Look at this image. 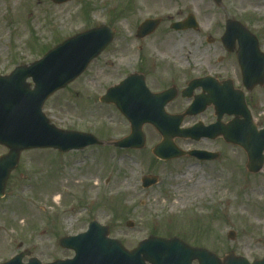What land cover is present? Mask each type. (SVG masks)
I'll return each mask as SVG.
<instances>
[{
  "label": "rangeland",
  "instance_id": "1",
  "mask_svg": "<svg viewBox=\"0 0 264 264\" xmlns=\"http://www.w3.org/2000/svg\"><path fill=\"white\" fill-rule=\"evenodd\" d=\"M165 2L167 5L154 0H70L62 4L0 0V75L34 62L80 32L102 25L114 30V40L44 106L57 127L92 133L111 146L69 152L52 148L22 151L0 198V263L21 252H26L25 263L33 257L43 263L72 258L74 251L59 241L84 231L91 220L108 226L110 236L128 249L153 234L177 236L220 258L231 251L250 262L264 257V166L258 173L249 172L243 148L218 140L222 152L216 162L191 157L160 160L153 148L162 136L149 124L143 127L144 148L112 145L127 136L131 127L113 104L101 102L100 97L127 75L142 66H153L156 75L151 77L169 85L173 77L183 82L210 73L209 66L216 64L227 66L224 76H231L235 85L242 87L235 56L218 43L207 42L208 37L220 38L227 19L238 20L257 34L264 52V17L244 12L234 0L220 4L213 0ZM188 14L196 16L199 29L170 27ZM147 18L162 21L152 34L139 38L138 27ZM183 75L188 77L180 79ZM247 100L258 129H263L264 84L247 91ZM181 103L175 102L170 109ZM194 120L188 117L183 125ZM175 142L184 150L200 146L181 138ZM7 152L8 148L0 145V156ZM189 168L191 176L187 175ZM146 175L157 176L159 182L143 187L142 177ZM182 177L188 182L186 207L172 211L170 204L176 201L175 188ZM95 183L99 185L91 191ZM23 186L28 187L26 193L21 192ZM55 190L63 197L59 203L52 196L46 199ZM31 204L39 214L34 215ZM66 219L71 223H64ZM128 222L133 226H127ZM231 231L233 239L229 238ZM39 236L43 238L41 245H37ZM6 246L13 252L3 256L1 251Z\"/></svg>",
  "mask_w": 264,
  "mask_h": 264
},
{
  "label": "water",
  "instance_id": "2",
  "mask_svg": "<svg viewBox=\"0 0 264 264\" xmlns=\"http://www.w3.org/2000/svg\"><path fill=\"white\" fill-rule=\"evenodd\" d=\"M53 1L63 3L68 0ZM160 23L159 18L146 19L140 25L137 36L143 38L151 34ZM197 27L194 15L172 24V28L176 30ZM113 38L114 30L109 26L96 27L66 39L32 64L17 66L10 74L0 75V144L9 148L8 154L0 157V197L4 195L9 175L17 166L23 150L53 147L65 152L101 144L93 134L56 127L42 109L47 98L76 79ZM234 39H238L240 43L238 60L243 71L244 85L251 90L264 83V54L259 50L257 39L244 26L237 21H229L224 36L228 48L233 49L234 42L231 40ZM29 78L34 82L33 88L31 83L27 82ZM203 82L193 80L189 89L192 90ZM175 95L172 91L150 94L145 87L143 76L133 74L119 85L109 88L101 100L114 103L131 123L130 135L115 145L143 148L146 140L142 128L144 124L150 123L163 137L162 142L153 150L161 159L168 160L183 155L196 156L199 159L214 158L215 156H207L209 153L205 151L185 152L175 144L174 138L198 140L202 137L222 136L226 142L239 145L246 151L247 169L251 173L262 169L264 129L258 130L246 105L244 93L235 90L231 81H225L213 96L197 97L186 112L167 114L164 106L174 99ZM201 103L217 105L219 119L225 113L234 114L235 119L228 124L218 122L206 128L200 125L181 128L184 118L196 114L197 111L193 109ZM156 180L155 177H145L144 186H149ZM108 234L109 229L106 226L92 221L86 232L60 240L63 247L75 251L74 258L46 264H192L195 259L199 260V264H264V259L249 263L246 258L234 253L221 260L214 253L191 247L178 238L150 236L137 248L127 250L120 241L109 238ZM229 237H235L233 231ZM23 256L24 253H20L3 264H24ZM28 264L43 263L31 258Z\"/></svg>",
  "mask_w": 264,
  "mask_h": 264
},
{
  "label": "flooded vegetation",
  "instance_id": "3",
  "mask_svg": "<svg viewBox=\"0 0 264 264\" xmlns=\"http://www.w3.org/2000/svg\"><path fill=\"white\" fill-rule=\"evenodd\" d=\"M219 34L220 32L217 33L216 36L218 37ZM207 42L210 44L218 43L220 46H222L223 50L226 51L225 47L223 46L221 42V38L208 37ZM227 53L233 54L234 56L236 55L233 52H227ZM209 69L211 70L210 73H206V74H202L198 76L200 77V79H205L204 80L205 85L202 87L196 88L195 90L191 92L187 91L189 94H191L190 98L183 96V93L187 89L189 82L195 77L184 79L183 82H177L175 77H173V80L169 85H162L159 83L157 76H154L153 78L151 77V75L152 76L156 75L155 73L156 70L153 66H146V67L142 66V68H140L138 72L144 75L146 85L152 93L162 92V91H165L171 88L174 89L176 93V97L171 103H169L166 106V110L172 113H182L191 106V104L194 102L195 96L202 95L203 97H209L211 93L215 92V89L216 90L218 89L219 87L218 85L222 86L223 80L230 79V78L232 79L231 76H224L226 74H223L225 70H228L227 66L220 67L216 64H213L209 66ZM186 77L188 76L183 75V76H180V79H183ZM178 101L182 102L181 106H177L172 111V109H170V106H172L175 102L178 103ZM198 108H200L199 109L200 111H199V114L194 117L196 118V120H194L192 123L187 122L188 124L186 126L190 127V126L195 125L196 123H200L202 127H210L211 125H214L215 123H218V122L228 123L231 119L234 118L233 116L223 115V117L219 119L218 112H217V105H215L214 103H203L202 105L200 104ZM218 140H221V142H224L222 137H217L216 139L203 138L200 141H192V140L191 141L200 143V146L193 147V148L209 151L211 155H215V154L221 155L222 150L220 148ZM203 142L205 143L204 145H203ZM193 148H190V149H193ZM216 161L218 160H211V162H216Z\"/></svg>",
  "mask_w": 264,
  "mask_h": 264
},
{
  "label": "bare ground",
  "instance_id": "4",
  "mask_svg": "<svg viewBox=\"0 0 264 264\" xmlns=\"http://www.w3.org/2000/svg\"><path fill=\"white\" fill-rule=\"evenodd\" d=\"M154 1L158 2V3H162L163 5L164 4L167 5V2H165V0H154ZM234 1L237 3L238 7H240L244 12H252V13L258 14L261 17H264V0H234ZM152 137H154L153 133H152ZM191 173H192V168H189L187 171V175L191 176ZM222 174L224 176V173H222ZM184 178H186V177H182L180 184L178 186H176V188H175V192H176L177 197H176V201L170 204L172 211L176 210L179 207H183V208L186 207L185 203L187 201V199H186L187 193H186L185 188H186L188 182ZM130 180H132L131 177H130ZM126 182H124V183H126ZM119 183L123 184L121 182H115L116 185H118ZM127 183H129V182H127ZM98 185H99V183H95V186L91 187V191H94ZM26 191H28V187L23 186L21 189V192L26 193ZM51 196L53 197V200L56 203H59L63 198L62 195L60 194V192L56 191V190L51 192V193H48L46 195V199H48ZM156 203H157V201H156ZM30 207H31L32 211L34 212V215H37L40 213V211L38 209H36V207L34 205L31 204ZM22 222H23V224L25 223L24 221H22ZM64 223H71V220L66 219ZM0 228L3 229L2 226H0ZM42 241H43L42 236L37 237V243H38L37 245L43 244ZM3 242H6L5 239H3ZM12 252H13V250L6 246L5 248H2L1 254L3 256H6V255L11 254Z\"/></svg>",
  "mask_w": 264,
  "mask_h": 264
}]
</instances>
